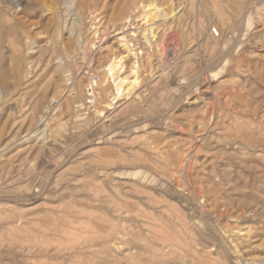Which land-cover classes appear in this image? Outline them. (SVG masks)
<instances>
[{
    "label": "rangeland",
    "instance_id": "rangeland-1",
    "mask_svg": "<svg viewBox=\"0 0 264 264\" xmlns=\"http://www.w3.org/2000/svg\"><path fill=\"white\" fill-rule=\"evenodd\" d=\"M56 263L264 264V0H0V264Z\"/></svg>",
    "mask_w": 264,
    "mask_h": 264
},
{
    "label": "bare ground",
    "instance_id": "bare-ground-1",
    "mask_svg": "<svg viewBox=\"0 0 264 264\" xmlns=\"http://www.w3.org/2000/svg\"><path fill=\"white\" fill-rule=\"evenodd\" d=\"M178 10V9H177ZM180 10H181V8H180ZM157 11H161L159 8H157ZM176 11V10H175ZM183 11V10H182ZM178 12H179V10H178ZM176 14H177V12H175V13H171V14H169L168 16L166 15V18H165V20H167V21H170V19L171 18H174L175 16H176ZM165 16V15H164ZM146 18V17H145ZM148 19V18H147ZM146 19V20H147ZM145 20V19H144ZM144 20H143V27H145V29L143 30V37H144V39H145V42L147 43V44H149V45H151L152 43H154L155 41H156V35H155V33H154V31H155V26H154V24H155V21L153 22V23H151L152 22V20L150 19V21L149 20H147L146 22H144ZM160 27H161V25H160ZM159 27V28H160ZM120 28V27H119ZM196 28V27H195ZM13 29V28H12ZM117 29V28H116ZM197 31V30H196ZM122 34V31H120L119 29L118 30H116V33L114 34V36H117V35H121ZM123 35V34H122ZM195 35V34H194ZM211 35L209 34V31L207 30V33H206V37L208 38V39H211L212 40V42H214V41H216L217 39H214L212 36L210 37ZM122 38H124V36H121L120 38H119V41H120V39H122ZM200 40V39H199ZM203 40H205L206 41V39H203ZM103 42H104V40H103ZM199 42V41H198ZM202 42H204V41H202ZM209 42V41H208ZM207 42V43H208ZM211 42V41H210ZM83 43V42H82ZM123 43V42H122ZM197 43V42H196ZM205 43V42H204ZM206 43V44H207ZM100 44V43H99ZM98 44V45H99ZM101 44H103L102 43V41H101ZM100 44V45H101ZM121 44V43H120ZM200 44H201V42H200ZM199 44V45H200ZM214 44H218L217 42L216 43H214ZM197 45H198V43H197ZM202 45H203V43H202ZM16 46V45H15ZM107 46V45H106ZM125 46V45H124ZM204 46V45H203ZM98 47H100V46H98ZM209 47H211V46H208L207 47V49H208V51H209ZM104 48H106V47H104ZM123 48V47H122ZM197 48H199V47H197ZM197 48H195L194 50H197ZM205 47H203V49H204ZM62 49H64V48H62ZM200 49V48H199ZM207 49H205V50H207ZM124 50V49H123ZM80 52V54L82 55L83 54V50H80L79 51ZM197 52H199V50L197 51ZM138 54H140V53H138ZM203 56V55H202ZM195 57H196V55H195ZM66 58H68V57H66ZM126 57H121V58H112L109 62H108V64H107V66H106V68L104 69V71L103 72H101V77H99V78H97V79H91L90 80V84L89 85H87V89L84 91V90H82V81H79V79H78V85L76 84V86H79V92L78 93H80L79 95H81V96H84V98L86 99V100H88V102L89 103H91V104H94L97 100H98V98H101V96H99V94H102V92H104L105 93V86L106 85H110L111 86V89H112V92H113V95L112 96H108L109 97V99H110V102L113 104V105H115V103H116V101H117V98H119V97H121L122 96V94L123 95H128V93L131 91V89L132 88H130L129 86H130V84H128L127 83V81H128V78H127V75H130V77H132L133 79H134V84L137 86V84L139 83V80H140V78H139V75H138V71H137V67H131V68H129V70H128V72L126 73V75H124V70L125 69H123V66H124V63H123V59H125ZM58 60V59H57ZM58 61H60V59L58 60ZM59 65V64H58ZM48 66V65H47ZM168 72V71H167ZM81 80V79H80ZM92 81H94V86L92 85ZM84 84V83H83ZM83 88H85V87H83ZM80 97V96H79ZM54 103H55V101H54ZM55 108H57V107H55ZM54 109V108H53ZM106 109V108H105ZM107 110V109H106ZM102 113V112H101ZM114 114V113H113ZM102 115V114H101ZM104 116V115H103ZM102 116V117H103ZM31 117V116H30ZM109 117V116H108ZM105 119H106V116H105ZM54 120V119H53ZM213 120V119H212ZM42 121V120H41ZM55 122V121H54ZM200 127V126H199ZM252 127V126H251ZM186 164V163H185ZM181 165V164H180ZM187 165V164H186ZM190 166V165H189ZM184 167H185V165H184ZM184 167H182V170H181V175L183 176V179L186 181V183L189 181V176H188V167L186 166L185 167V169H184ZM180 169V168H179ZM106 171V170H105ZM177 171V170H176ZM176 171H174V172H176ZM172 174V173H171ZM175 174V173H174ZM109 175V174H108ZM180 175V176H181ZM76 187H78V186H76ZM104 188H105V186H103ZM78 190V189H77ZM95 203V202H94ZM105 203V202H104ZM96 204V203H95ZM98 205H99V202L97 203ZM126 204V203H125ZM118 205H122V204H118ZM118 207V206H117ZM124 208V207H123ZM101 209H102V207H101ZM119 209V210H118ZM117 210L118 211H120V207L118 208ZM122 210H124V209H122ZM120 213V212H119ZM126 213V212H125ZM162 213V212H161ZM76 214V213H75ZM118 214V213H117ZM122 215H123V211H122ZM125 215V214H124ZM124 215H123V218H125L124 217ZM117 219H119V218H117ZM126 219V218H125ZM121 222V221H120ZM19 226V225H18ZM73 226V225H72ZM73 228V227H72ZM96 229V228H95ZM180 234V233H179ZM116 236H118V235H116ZM140 237V236H139ZM125 238V237H124ZM173 239H175L174 237H173ZM117 240V239H116ZM173 241V240H172ZM108 244H110V243H108ZM110 246V245H109ZM116 246V245H115ZM112 247V246H111ZM119 247V246H118ZM165 247V246H164ZM170 247V246H169ZM114 248V247H113ZM117 249V248H116ZM163 249V248H162ZM26 252V251H25ZM158 252V251H157ZM156 252V253H157ZM160 252V251H159ZM156 253H155V255H156ZM161 253V252H160ZM157 256V255H156ZM239 257V256H238ZM23 258V257H22ZM156 258V257H155ZM154 259V258H153ZM158 259H160V258H158ZM57 264V263H56Z\"/></svg>",
    "mask_w": 264,
    "mask_h": 264
},
{
    "label": "built area",
    "instance_id": "built-area-1",
    "mask_svg": "<svg viewBox=\"0 0 264 264\" xmlns=\"http://www.w3.org/2000/svg\"><path fill=\"white\" fill-rule=\"evenodd\" d=\"M209 34L214 38V39H218L220 37V33L216 28H210L209 29ZM174 48H170L169 50L172 52ZM92 85L94 86V81H92Z\"/></svg>",
    "mask_w": 264,
    "mask_h": 264
}]
</instances>
